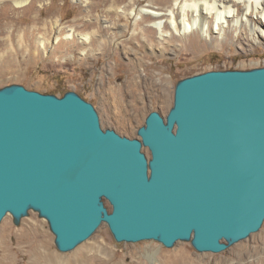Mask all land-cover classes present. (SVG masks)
I'll list each match as a JSON object with an SVG mask.
<instances>
[{
    "label": "water",
    "instance_id": "obj_1",
    "mask_svg": "<svg viewBox=\"0 0 264 264\" xmlns=\"http://www.w3.org/2000/svg\"><path fill=\"white\" fill-rule=\"evenodd\" d=\"M137 134L104 129L74 91L0 88V225L34 211L62 253L104 224L117 243L214 254L261 230L264 67L180 80L167 117L151 112Z\"/></svg>",
    "mask_w": 264,
    "mask_h": 264
},
{
    "label": "rangeland",
    "instance_id": "obj_2",
    "mask_svg": "<svg viewBox=\"0 0 264 264\" xmlns=\"http://www.w3.org/2000/svg\"><path fill=\"white\" fill-rule=\"evenodd\" d=\"M131 1L138 9H167L176 0H0V88L18 84L58 97L74 91L95 106L104 129L137 139L151 112L167 117L180 80L264 67V45L251 42L245 32L236 39L213 27L212 39L201 33L183 37L167 25L162 40L154 20L135 24V18L108 14ZM90 7L95 11L89 13ZM82 35H90V42ZM0 243L13 250L11 264H164L179 248L192 264H264V225L214 254L199 253L189 242L171 249L155 241L117 243L104 224L74 251L62 253L48 222L30 211L20 226L11 215L3 220Z\"/></svg>",
    "mask_w": 264,
    "mask_h": 264
},
{
    "label": "bare ground",
    "instance_id": "obj_3",
    "mask_svg": "<svg viewBox=\"0 0 264 264\" xmlns=\"http://www.w3.org/2000/svg\"><path fill=\"white\" fill-rule=\"evenodd\" d=\"M23 3L24 1H16L19 5ZM136 3L131 1L127 7L116 6L107 12L120 18H135V24L145 19L154 20L152 26L159 32L162 40L169 33L165 31L167 25L179 36L201 33L209 39H212V28L215 27L223 35L232 34L236 39L245 32L251 42L264 45V0H176L173 7L167 9L152 6L138 9ZM93 11L95 9L90 7L88 12ZM72 37L73 33L67 38ZM80 39L90 42L91 36L82 35ZM12 254L11 247H3L0 243V264L13 263ZM153 255V252H147L149 258ZM168 258L164 264H192L191 258L183 253L182 248L169 254Z\"/></svg>",
    "mask_w": 264,
    "mask_h": 264
},
{
    "label": "trees",
    "instance_id": "obj_4",
    "mask_svg": "<svg viewBox=\"0 0 264 264\" xmlns=\"http://www.w3.org/2000/svg\"><path fill=\"white\" fill-rule=\"evenodd\" d=\"M67 93V92H66Z\"/></svg>",
    "mask_w": 264,
    "mask_h": 264
}]
</instances>
